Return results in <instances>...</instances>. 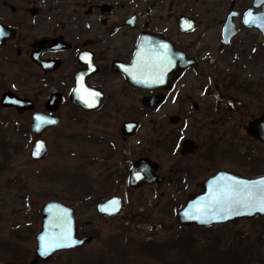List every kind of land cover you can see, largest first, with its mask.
Masks as SVG:
<instances>
[{"label": "flooded vegetation", "instance_id": "flooded-vegetation-1", "mask_svg": "<svg viewBox=\"0 0 264 264\" xmlns=\"http://www.w3.org/2000/svg\"><path fill=\"white\" fill-rule=\"evenodd\" d=\"M134 1L76 0L70 4L68 0H0V33H3L0 35V111L8 110L9 113L24 119L20 122V128L35 136L33 143L40 138L46 140L43 136L45 133L52 132L62 125L66 108L76 114V119L78 114L87 120L94 117L93 120L97 124L95 139L99 150L95 158L100 160L99 166L107 172L105 179L97 181L98 191L95 195L75 199L74 204L71 202L73 205L64 200L50 199L60 201L73 209L76 236L86 239L82 245L62 251L80 250L86 262H91L89 258L92 256L95 260L97 255H101L102 260L99 263L95 262L96 264L106 261L104 259L106 252L103 253L101 249L99 252L95 248L102 244L107 228L113 230L114 227L117 228L119 216L126 220L124 222H129L128 218L136 222L138 216L146 217L149 222L148 219L152 217L148 211L149 207L145 212H141L146 200H151L149 205L154 203V208L160 211L159 221L150 225L155 231L165 227L170 211L175 212V219L180 226L209 227L181 224L178 213L191 196L202 191L203 181L214 173L226 169L248 176L238 170L223 167L205 175L220 162L217 151L211 145L206 151L203 150L204 152L199 154L200 158L194 162L187 165L174 164V167L169 166L165 169L162 160L153 152L152 138L146 136L142 141L139 139L131 141L138 135L144 119L150 113L170 107L178 108L180 114L166 111L160 119L168 120L174 127L179 126L183 114L188 113H184L185 107L192 105L195 111L199 110L198 100L201 97L198 90L204 91L203 86L198 85L201 73L198 71L199 64L204 58L198 52L197 40L191 36L187 37L197 30L196 16L183 12L176 3L169 4V11L165 15L166 6H163L164 12L159 13V10L153 11L157 7L153 2L145 9L146 11H143L140 7H135ZM253 2L254 0L251 6L241 13L237 8V0H231L230 7L234 3V9L239 12V16L235 18V25L240 29L230 42L246 26L244 14L253 6ZM262 3L260 7L254 8L255 12L263 10L264 0ZM124 11L130 13L126 15ZM182 16L194 18V27L191 30L186 31L181 27ZM240 17L243 24L236 21ZM222 21L220 20V23L223 28ZM143 33L160 34L171 44L172 59L165 67L171 70L166 72L163 83L156 89L131 84L122 70L128 65L132 67ZM262 42L263 40L261 46ZM181 65L185 66L179 69ZM212 76L222 78L220 86L224 87L223 90L228 95L236 91L244 96L256 97L259 100L262 98L260 89H255L252 84L242 80L237 73L226 75L221 72ZM210 87L207 92L218 98L226 97L214 88L212 90L211 85ZM6 93H11L16 102L9 104L3 102ZM151 96L161 98L156 109L143 102L144 98ZM75 101H81L82 105L75 104ZM225 102L228 104L230 99ZM217 103H220V99ZM90 104L94 106L89 107ZM37 114L48 115L59 122L37 134L32 129L34 116ZM120 119L122 120L116 131L114 127L110 133L102 132L103 124L110 129ZM130 122L136 124L133 130L127 126ZM181 136L182 128L177 130L172 127L168 132L164 129V136L158 139L156 144L159 148H168L169 142H172L171 137L178 139ZM186 140L192 141L191 150H182ZM46 142L48 143L47 140ZM178 149L180 155L184 156L194 153L199 148L194 139L187 137L183 138ZM230 149L223 150L225 152L223 156L226 152H233ZM141 160L143 161L139 164L144 166L141 175L150 177L149 182L131 179L133 167ZM201 160L207 164L201 163ZM239 161L245 166L246 156H241ZM152 166H155L153 170ZM86 182L87 177H83L85 191L89 187V182ZM124 185L126 190L122 192L120 188ZM194 185L198 187L196 191H193L196 188ZM129 191L138 194L129 197ZM147 191L151 192V195ZM114 197L119 201L118 212L108 214L101 211V208L108 204L104 203ZM160 198H165V202L160 204ZM135 203L138 204L140 211L134 209ZM128 205L130 212L125 213ZM242 219L245 218L222 224H235ZM111 234L108 236L109 241L103 244L107 247L104 249L106 251L110 249L109 245L113 243L116 235ZM147 240L150 244L146 245L162 246L155 237Z\"/></svg>", "mask_w": 264, "mask_h": 264}, {"label": "rangeland", "instance_id": "rangeland-1", "mask_svg": "<svg viewBox=\"0 0 264 264\" xmlns=\"http://www.w3.org/2000/svg\"><path fill=\"white\" fill-rule=\"evenodd\" d=\"M68 1L72 4L76 0ZM135 1V7H140L143 11L155 2L157 7L153 11H165V15L169 11V4L176 3L183 12L196 16L197 30L187 37L191 36L197 40L198 52L204 58L198 70L201 72L198 85H202L204 91L198 90L201 97L198 100L199 110L195 111L192 105L185 107L183 111L188 113L183 114L179 126L174 127L168 120L160 119L166 111L180 114L178 108H166L150 113L144 119L138 135L131 141H142L146 136L152 138L153 152L162 160L165 169L174 167V164L187 165L194 162L200 158L199 154L211 145L217 151L220 162L205 175L219 167L238 170L248 176L264 174V144L246 133L249 120L264 111V47L261 46V33L244 26L229 44L222 43L220 20L225 19L231 0ZM237 2L241 13L252 4V0ZM163 6H166L164 11ZM125 13L127 15L130 12ZM236 21L243 24L241 17ZM221 72L226 75L237 73L242 80L252 84L255 89H260L262 98L259 100L256 97L244 96L236 91L228 95L223 90L224 87L220 86L222 78L212 76ZM210 85L212 90L214 88L226 97L218 98L207 92L206 90L211 89ZM228 98L230 102L227 104L225 101ZM218 99L220 103H217ZM75 117L76 114L70 109L64 110L62 125L43 135L49 143L48 156L35 160L30 155L35 136L20 128V122L24 119L9 113L8 110L0 111V261L9 264H31L36 257L35 235L41 229L43 204L50 199H60L72 204L75 199L85 195H95L98 191L97 181L105 179L107 172L99 166L100 160L95 158L99 149L95 139L97 124L93 120L94 117L90 120L82 118L80 114L78 119ZM121 120L114 123L110 129L103 124L102 132L110 133L114 127L116 131ZM172 127L177 130L182 128L183 136L178 139L171 137L172 142H169L168 148H159L157 140L164 136V129L168 132ZM187 137L194 139L199 149L182 156L178 147L183 138ZM228 148L233 152H226L223 156V150ZM241 156H246L245 166L240 164ZM200 162L207 164L202 160ZM83 177H87L89 182L86 191ZM120 190L124 192L126 185ZM147 192L151 195V192ZM128 194L131 197L138 193L129 191ZM159 202L164 203L165 198H160ZM149 203L151 200H146L144 209L141 208V212H145L149 207L148 211L152 215L148 219L149 222L144 216L136 217L137 221H142L138 223L130 218L129 222H124L126 220L119 216L115 231L107 228L102 244L95 248L99 252H106V261L103 260L100 264H235L237 259L244 260L246 248L250 249L252 260L259 261L260 256L264 258V216L245 218L235 224L196 228L180 226L175 219V212L170 211L165 227L155 231L150 225L159 221L160 211L154 208V203ZM137 206L135 203L134 209L140 211ZM128 212L129 205L125 210V213ZM111 233L116 235L113 243L109 245L111 250L106 251L103 244L109 241L108 236L110 237ZM152 237L160 241L162 246L146 245L150 244L147 239ZM83 256L80 250L62 251L46 260L39 259L37 264H96L102 260L101 255H97L95 260L91 255V262H86Z\"/></svg>", "mask_w": 264, "mask_h": 264}, {"label": "water", "instance_id": "water-1", "mask_svg": "<svg viewBox=\"0 0 264 264\" xmlns=\"http://www.w3.org/2000/svg\"><path fill=\"white\" fill-rule=\"evenodd\" d=\"M263 0H254L253 6L246 11L244 14V23L245 20L253 21L252 23H245L246 26L256 28L261 32L262 38L264 39V5L261 12H255L254 8L260 7L263 3ZM251 13V16L248 14ZM239 16V12L234 9V3L230 7V11L227 14L223 22V38L222 43L228 44L232 37L239 31V27L235 25V18ZM180 25L183 30H191L194 27V18L182 16L180 18ZM190 25L191 27H188ZM264 47V40L262 42ZM171 44L164 39L160 34L154 33H143L140 37L139 47L137 53L134 57V63L132 67L128 65L122 70L128 77V80L131 84L139 86L142 88L156 89L163 83L165 79L166 72L171 70L169 67L165 69L166 66L171 62L172 59V49ZM185 65H181L178 68H183ZM162 81V82H161ZM161 98L160 96H151L144 98V104L156 109ZM3 102L15 103L16 100L13 99L11 93H6L3 97ZM75 104L82 105L81 101H75ZM37 117H40L41 120H37ZM41 121H52L51 123H42ZM58 120L52 118L48 115L37 114L34 116V123L32 129L35 133L41 134L42 131L50 125L58 124ZM40 125L37 127V125ZM127 126L133 130L136 127L135 122H130ZM247 133L253 138L264 144V111L262 114L255 119L251 120L247 125ZM192 141L186 140L183 144L182 150H191ZM49 147L48 143L44 139H38L33 143L31 155L34 159H44L48 155ZM37 153H39L37 155ZM140 162H137L133 167L131 179L149 182L150 177H142V165ZM140 165V166H139ZM155 166L151 167V170ZM152 172V171H151ZM264 180V174L254 177L245 176L235 171L231 170H220L213 175L209 176L202 183V191L191 196L184 207L178 213V220L181 224L184 225H199V226H211L213 224L227 223L229 221L235 222L239 218H253L255 216H264V212H253V214H241L235 215V212L247 213L251 207L258 205L259 196L252 201L250 206L244 205H232L231 209L227 212L219 211L217 206L212 205L211 198L214 193L219 192L221 188H226L234 184V182H239V186L243 187L245 183L252 185V182H259ZM258 191L257 189H254ZM113 199H118L114 197ZM108 201V202H109ZM108 202L104 203L107 204ZM42 212V225L40 231L36 234V257L31 261V264H37L39 259L46 260L52 257L54 254L74 248L82 245L86 239L78 238L76 236V218L73 212V209L60 201L57 200H48L46 201L41 209ZM118 212V211H116ZM114 212V213H116ZM185 213L191 215H198L200 219H189ZM223 216L228 215V219H212L210 222L202 223L201 220L209 219L212 216ZM44 237L45 240L51 242H66L67 237H71L72 240L78 241L71 247L57 248L55 251H52L48 255H41L40 246L41 239ZM90 240L89 237H87ZM0 264H9L6 261H0Z\"/></svg>", "mask_w": 264, "mask_h": 264}, {"label": "snow or ice", "instance_id": "snow-or-ice-1", "mask_svg": "<svg viewBox=\"0 0 264 264\" xmlns=\"http://www.w3.org/2000/svg\"><path fill=\"white\" fill-rule=\"evenodd\" d=\"M251 16V13L248 14ZM253 21L245 20V23H252ZM188 27H191L188 25ZM3 33H0L2 35ZM162 82V81H161ZM94 105H89V107H92ZM37 120H41L40 117H37ZM42 123H51L52 121H41ZM40 125L38 124L37 127ZM39 153H37L38 155ZM258 191H255L254 189H257ZM259 196V202L258 205L253 206L250 208V210L247 213H241V212H235V215H241V214H248L251 215L253 212H264V180H261L259 182H252V185H249L245 183L243 187L239 186V182H234L233 185L228 186L226 188H221L219 192L214 193L211 198V203L214 206H217L219 211L221 212H227L231 209L232 205H244V206H250L252 204V201L256 198V196ZM119 210V201L116 199H113L108 202L107 205L101 208V211L106 212L108 214H112ZM185 215L189 219H200V216L191 215L189 213H185ZM228 215L223 216H212L209 219L201 220L202 223L210 222L212 219H228ZM42 243L40 246V252L41 255H48L52 251H55L57 248H65V247H71L74 244L78 243V241L72 240L71 237H67L66 242H49L45 240V238L42 236L40 237Z\"/></svg>", "mask_w": 264, "mask_h": 264}, {"label": "trees", "instance_id": "trees-1", "mask_svg": "<svg viewBox=\"0 0 264 264\" xmlns=\"http://www.w3.org/2000/svg\"><path fill=\"white\" fill-rule=\"evenodd\" d=\"M259 218H262L261 216H259ZM149 250H151V249H149ZM250 249L249 248H246V251L245 252H247L246 254H245V256L247 257H244V260H242V259H237V260H235V264H258V262H262V264H264V258L262 257V256H260V258L261 259H259V261H257V260H255V259H253V260H255V262L251 259V252L249 251ZM159 255V254H158ZM241 258V257H240Z\"/></svg>", "mask_w": 264, "mask_h": 264}]
</instances>
